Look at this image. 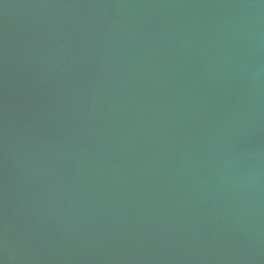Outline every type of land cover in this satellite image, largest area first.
I'll list each match as a JSON object with an SVG mask.
<instances>
[{"label":"water","instance_id":"1","mask_svg":"<svg viewBox=\"0 0 264 264\" xmlns=\"http://www.w3.org/2000/svg\"><path fill=\"white\" fill-rule=\"evenodd\" d=\"M0 264H264V0H0Z\"/></svg>","mask_w":264,"mask_h":264}]
</instances>
